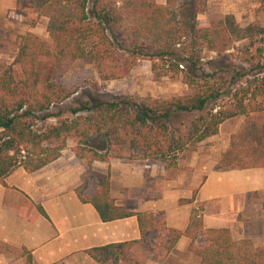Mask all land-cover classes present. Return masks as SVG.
<instances>
[{
	"label": "trees",
	"instance_id": "obj_1",
	"mask_svg": "<svg viewBox=\"0 0 264 264\" xmlns=\"http://www.w3.org/2000/svg\"><path fill=\"white\" fill-rule=\"evenodd\" d=\"M17 4L46 20L48 41L24 33L17 38L12 63H0L1 185L17 167L32 173L56 160L66 149L67 139L74 141L70 148L73 156L84 160L86 166L123 158L161 162L213 136L222 122L235 117L243 118V123L229 137L214 170L264 168V64L255 61L262 49L250 50L256 37L264 35L259 25L241 28L228 15L197 20L205 7L192 0H165L163 5L152 0H17ZM258 11L264 15V0H259ZM241 41L247 42L242 62L252 76L234 73L231 80L239 78L243 83L226 101L217 102L221 93L207 88L185 98L119 96L62 108L61 103L74 91L52 82L63 59L91 64L100 83L124 78L135 61L145 59L150 61L153 80L175 79L181 74L187 86H192L194 73L201 72L192 45L218 54ZM98 82L91 87L97 88ZM65 113L67 117H63ZM191 113L199 116L182 131L169 129L175 118ZM47 120L54 124H45ZM86 184L84 178L75 195L93 207L102 223L132 216L139 232L136 241L86 250L95 264H138L130 253L134 245L153 254L163 246L165 254L180 237L188 240L187 252L198 264H264L263 248L249 240L232 241L226 229H204L201 207H190L187 226L180 232L166 228L160 212L131 214L115 206L107 180H98L89 197L83 195ZM193 198L194 191L190 199L178 203L191 205ZM258 199L264 210V197ZM36 209L45 218L42 210ZM154 232L159 241L147 248L145 235ZM13 252L0 245V254ZM20 253L30 264L29 254L23 249Z\"/></svg>",
	"mask_w": 264,
	"mask_h": 264
},
{
	"label": "crops",
	"instance_id": "obj_2",
	"mask_svg": "<svg viewBox=\"0 0 264 264\" xmlns=\"http://www.w3.org/2000/svg\"><path fill=\"white\" fill-rule=\"evenodd\" d=\"M234 1L237 12L243 14L259 7V0ZM226 147L227 143L223 150ZM220 153L198 170L201 178L190 181L185 176L169 179L162 167L147 161L111 160L86 166L70 147L32 173L13 169L0 184V245L14 252L0 254V264H26L21 249L29 254L30 264H95L86 250L139 239L135 217L102 223L90 204L78 200L74 190L84 178L85 197L95 193L98 180H107L115 206L131 214L160 212L165 227L180 232L187 226L190 207H201L204 229H226L232 241L249 240L264 249V210L258 199L264 197V168L216 171ZM193 191L191 205L178 203L190 199ZM154 235H145L149 246ZM187 245L188 240L180 237L165 254L163 249L154 255L136 251L137 262L198 264Z\"/></svg>",
	"mask_w": 264,
	"mask_h": 264
},
{
	"label": "rangeland",
	"instance_id": "obj_3",
	"mask_svg": "<svg viewBox=\"0 0 264 264\" xmlns=\"http://www.w3.org/2000/svg\"><path fill=\"white\" fill-rule=\"evenodd\" d=\"M157 5H163L165 0H152ZM204 3L205 11L196 15L197 20L203 19H220L223 16H231L235 23L243 28L249 24H257L264 29V15L254 8H249L246 13H239L235 7L234 0H192ZM238 13V15H236ZM237 16V17H236ZM46 20L38 18L30 14L28 9L17 4V0H0V63L9 65L15 55V45L17 38L24 33L31 34L45 40L47 36L45 33ZM264 35L256 37V41L251 47V52L254 49H262V54L255 57V61L259 64H264V42H260ZM247 42L241 41L233 45L232 49L223 51L218 54L208 52L198 44L192 45L191 49L197 53V67L201 72L194 73V83L192 86H187V79L179 74L175 79L159 78L153 80L150 73V61L145 59H138L134 66L128 71L124 78L114 81L98 82L97 75L91 64L84 61H71L63 59L56 71L52 82L59 85L67 91H74L66 100L61 103L62 108H71L79 105L84 101H112L119 96H129L131 98L139 99H168V98H185L193 95L202 94L207 88H213L221 93L217 102L226 101L229 93L239 84L243 83V79L235 78L231 80L234 73L240 76H252L249 73L248 65L242 62L243 47ZM190 48V46H188ZM242 51V52H241ZM98 82L97 88H92L91 84ZM199 115L197 113L185 114L175 118L169 125L171 131H182L187 127L188 123L193 121ZM67 117V114H63ZM45 124H54L53 120L44 121ZM36 126L40 122H34ZM243 123V118L235 117L222 122L213 136L207 137L201 142L193 145H188L187 149L182 153H178L172 158L164 161H147V163L157 164L166 172V177L169 179L182 176L187 177L190 181L193 177L201 178L199 169L203 165H208L217 154L223 150L224 144L227 143L231 135L236 133ZM66 148L72 147L74 141L66 140ZM225 150H223L224 152ZM222 152V153H223ZM221 154V153H220ZM126 155V154H125ZM119 160L128 163L139 162L142 160ZM111 161V160H109ZM197 178V179H198ZM152 234V233H149ZM146 237V236H145ZM156 245L159 241L157 234L154 235ZM147 238V237H146ZM163 238V237H161ZM152 245V246H153ZM147 244L146 247L151 248ZM163 249V246L160 248ZM159 249V250H160ZM148 255L147 252L141 250L137 245H134L130 253L137 261V253ZM159 252V251H158ZM17 254H19L17 252ZM158 254V253H154ZM153 254V255H154Z\"/></svg>",
	"mask_w": 264,
	"mask_h": 264
}]
</instances>
